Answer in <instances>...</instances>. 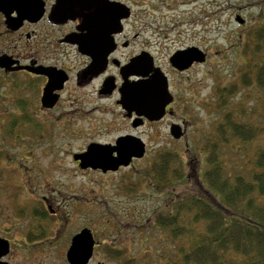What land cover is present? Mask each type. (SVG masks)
<instances>
[{
	"label": "flooded vegetation",
	"instance_id": "af4514ba",
	"mask_svg": "<svg viewBox=\"0 0 264 264\" xmlns=\"http://www.w3.org/2000/svg\"><path fill=\"white\" fill-rule=\"evenodd\" d=\"M148 4L156 9L158 0H0V155H5L3 159L0 156V168L11 172L12 151L18 147L20 152V145L27 152L38 146L43 155L52 139L71 134L81 141L80 148L69 154L79 171L126 173L128 177L133 173L143 177L137 184H146L149 163L158 156V125L168 120L170 136L173 124L179 125L184 135L188 125H193L194 82L187 84L182 79L187 77L184 73L208 61V50L201 46L203 61L184 68L173 64L175 53L195 45L176 44L160 56L163 47L158 40V19L148 22ZM164 86L170 100H163L159 118L150 119L147 98L154 97L157 90L158 97L162 95ZM19 120L27 125V134H21V139L14 132ZM149 136L157 148L148 152ZM118 140L142 142L144 151L128 147L127 163L106 171L82 168L80 160L73 157L84 153L91 143L100 144L115 157ZM21 153L32 160L28 153ZM38 166L44 170L43 164ZM3 195L0 193V217L10 223L6 230L0 223V261L11 264L7 257L13 248L26 253L41 251L25 243L34 244L44 235L46 226L40 220L47 224L48 219L56 222L58 217L50 216L53 210L46 198L27 215L16 191L11 198L5 193V204L1 203ZM13 211L33 221L19 230L18 238L13 234ZM93 239L87 264L99 244L94 233Z\"/></svg>",
	"mask_w": 264,
	"mask_h": 264
},
{
	"label": "rangeland",
	"instance_id": "374dc122",
	"mask_svg": "<svg viewBox=\"0 0 264 264\" xmlns=\"http://www.w3.org/2000/svg\"><path fill=\"white\" fill-rule=\"evenodd\" d=\"M147 12L148 22L158 19V29L155 30L158 31V40L163 47L159 49L160 56H164L168 47L172 49L176 44L195 45L199 48L204 46L208 50V61L204 65H195L189 72L184 73L187 77L182 78L186 79L187 84L194 82L196 104L193 125L189 124L184 137L178 140L167 133L168 120L158 125V149H173L179 154V159L185 160V144L192 142L194 147L192 140H195L196 130L210 132L212 126L220 120V117L212 113V108L217 103L214 89L235 81L245 68L248 57L243 52L244 40L248 31L261 22L264 0H158V7L152 10L148 4ZM237 16L243 19V23L236 20ZM240 105H244L249 113L254 114L252 118L258 125L264 124V89L260 90L255 86L245 88L240 100H230L228 107L238 110ZM243 119H249V114H245ZM14 132L18 133L19 139L21 134H27L25 122L19 120ZM231 139L234 140L222 146L226 167L231 169L237 166L247 177V170L251 168L247 163L251 161L250 157L257 145L262 143V139L257 137L244 146L237 138ZM146 141L149 152L157 142L153 136L146 138ZM80 144L78 138L67 134L66 137L52 139L47 144L48 153L43 155L42 148L38 146L27 152L20 145V152L18 147L12 151L15 161L11 162V172L0 168V193L4 194L1 196L2 204L7 203L5 193L10 197L16 191L18 202L29 215L34 205H39L41 199L46 198L53 210L50 216L57 215L59 218L56 222L48 219L50 228L40 220V224L46 226L44 235L36 238L34 244L25 243L34 250L42 248L41 251L26 253L13 248L7 259L11 264H68L65 249L69 238L81 227L87 226L99 240L95 256L89 264H97V261L119 264L116 259L105 256V246L107 249L111 247L123 250L122 256L135 258L137 264H162L165 258L155 249L159 239L151 229L155 213H167L170 210L169 205H172V195L170 197L167 194L174 192L173 196L178 197L191 190V181H179L158 192L151 184L148 185V180L146 184H137L143 177L140 179L133 173L129 178L126 173L79 171L73 165L69 154L80 148ZM198 150H191V155H197V159L188 170L190 176L196 175L204 164V154H198ZM21 151L24 155L28 153L32 160L22 157ZM236 153L243 157L235 160L234 165ZM0 156L1 159L5 158L4 153ZM20 156L25 159H20ZM16 161L19 164L17 167ZM40 163L45 171L38 166ZM145 185L148 187H144ZM7 213L5 208L4 214ZM13 213L16 219L13 221V234L18 238L19 230L31 226L33 221L32 218L26 220L16 216L15 211ZM0 223L6 230L10 222L9 219L4 222L0 217ZM48 241L50 242L47 243ZM155 250L157 263L153 259Z\"/></svg>",
	"mask_w": 264,
	"mask_h": 264
},
{
	"label": "trees",
	"instance_id": "16d2710c",
	"mask_svg": "<svg viewBox=\"0 0 264 264\" xmlns=\"http://www.w3.org/2000/svg\"><path fill=\"white\" fill-rule=\"evenodd\" d=\"M261 19L244 40L245 68L235 81L214 89L217 103L212 113L220 120L210 132L196 130L194 147L192 142L184 147L187 159H179L173 149L160 148L149 163L146 181L158 192L179 181L192 183V189L178 197L167 194L172 195L167 213H155L151 229L159 239L155 249L165 258L162 264H264V124L258 125L244 105L238 110L228 107L230 100H240L245 88L264 89V14ZM245 114L249 119H243ZM257 137L262 143L247 163L251 165L247 177L237 166L226 167L224 144L237 138L244 146ZM194 148L204 154V164L190 176L188 170L197 159L191 155ZM242 157L236 153L234 165ZM104 252L119 264H137L135 258L123 257V250L105 246Z\"/></svg>",
	"mask_w": 264,
	"mask_h": 264
},
{
	"label": "water",
	"instance_id": "95a60500",
	"mask_svg": "<svg viewBox=\"0 0 264 264\" xmlns=\"http://www.w3.org/2000/svg\"><path fill=\"white\" fill-rule=\"evenodd\" d=\"M239 23H243V19L239 16L236 17ZM172 62L174 65L180 68L187 67L193 61H203V53L197 47H189L185 51H179L172 56ZM167 87L164 86V91L162 95L158 97V90L154 97L148 96L146 109L148 111V117L159 118L163 111V100L167 103L170 97L166 99ZM160 93V92H159ZM159 102L160 105H157ZM170 133L174 138H180L183 134L180 126L173 124L170 128ZM119 144L118 155L115 157L111 156V151L105 148L99 147L100 144L91 143L88 145L87 150L81 154H74L75 160H80V166L85 168L90 166L92 168H101L103 171L115 170L119 164L127 163L126 159L128 157L127 149L132 147L138 150L139 153L144 151V144L141 142L136 143L134 141L128 140H118ZM94 245V239L92 232L89 228L83 227L77 233H75L70 240V244L66 250L65 257L68 264H87L91 257L92 249ZM0 264H6L0 261ZM99 264H101L99 262Z\"/></svg>",
	"mask_w": 264,
	"mask_h": 264
}]
</instances>
